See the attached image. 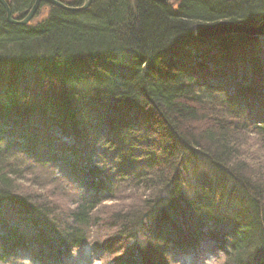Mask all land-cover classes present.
I'll use <instances>...</instances> for the list:
<instances>
[{
	"label": "trees",
	"instance_id": "1",
	"mask_svg": "<svg viewBox=\"0 0 264 264\" xmlns=\"http://www.w3.org/2000/svg\"><path fill=\"white\" fill-rule=\"evenodd\" d=\"M8 3L20 18L35 0ZM50 8L18 25L0 3V264H68L85 247L107 264L206 250L264 264V167L238 143L252 135L264 151V36L195 35L263 22L264 0ZM140 189L134 208L99 215Z\"/></svg>",
	"mask_w": 264,
	"mask_h": 264
},
{
	"label": "rangeland",
	"instance_id": "2",
	"mask_svg": "<svg viewBox=\"0 0 264 264\" xmlns=\"http://www.w3.org/2000/svg\"><path fill=\"white\" fill-rule=\"evenodd\" d=\"M62 2L69 3L71 6L72 3L75 0H60ZM177 0H169L167 2L170 3H176ZM51 4H47L45 3L43 6H39V9L37 10V12L35 13L34 17L30 20V22H28L27 24H38L39 22L43 21L44 19L47 18V16L49 15L50 12V8ZM27 11V10H26ZM25 12V11H24ZM20 15H13L14 18H19ZM23 17V16H22ZM20 19V18H19ZM243 134V138L241 141H239L238 143L242 144V149H245V151H247V153L249 154H254L252 156L257 157L255 159H258V163H259L262 167H264V151H260L259 149V145L257 144V140L255 136L252 135H248L245 133ZM239 146V145H238ZM254 152V153H253ZM250 166H253L255 168H258L256 163H253L251 161L245 162ZM256 164V165H255ZM38 173H46L48 170L46 167H38L36 170ZM263 171V170H262ZM22 186H24L25 188H27L28 191H32V192H37V193H45L46 188H44L43 190H38L37 187H34L33 185H30L27 182H24L22 184ZM49 196L51 195L48 191L46 192ZM149 194V191H145L143 189L131 192L129 194H125L124 196H122L121 199L114 201V202H109L107 204H105L99 211V215L101 217H107L108 214H110L111 212L115 211L116 209L118 210H126L128 207H132L134 208V206L138 203V201L142 198H144L146 195ZM108 213V214H107ZM110 232H105L103 231V229H101L100 231V236L101 237H105L107 235V237H110V234H108ZM95 237H96V232H95ZM71 263L68 264H107L105 260H103V258H101V255L95 256L91 253L90 248L86 247L83 250H78L75 252V255L71 257ZM225 256L222 253H215L213 251L207 252L204 256H202L201 258H199V262L198 264H224L225 263ZM196 258L189 256V257H185L183 258L181 261H175L174 264H195ZM4 264H31L29 261H27L25 259V257L23 256H19L17 258L11 259L8 262L4 263Z\"/></svg>",
	"mask_w": 264,
	"mask_h": 264
},
{
	"label": "water",
	"instance_id": "3",
	"mask_svg": "<svg viewBox=\"0 0 264 264\" xmlns=\"http://www.w3.org/2000/svg\"><path fill=\"white\" fill-rule=\"evenodd\" d=\"M92 0H85L80 7L71 6L69 3H64L60 0H35L34 5L30 10L23 12L20 19L14 18L11 12L8 0H0V3L5 8L7 20L9 23L26 25L34 17L42 2L51 4L67 11H79L87 9ZM167 2L169 0H159ZM231 34H244L247 36H264V21L255 25L249 23H238L231 20H221L213 23H198L195 26V35L198 38H216Z\"/></svg>",
	"mask_w": 264,
	"mask_h": 264
},
{
	"label": "bare ground",
	"instance_id": "4",
	"mask_svg": "<svg viewBox=\"0 0 264 264\" xmlns=\"http://www.w3.org/2000/svg\"><path fill=\"white\" fill-rule=\"evenodd\" d=\"M210 198H212V197L207 196L206 199H205V200L208 201V203L206 202V208H207V209H208V208L211 209V208H212L211 206L213 205V202H212L213 200H210ZM212 199H213V198H212ZM208 204H209L210 206H209ZM214 207H215V206H214ZM212 209H213V210H211V211H213L214 215H218V216H219V215L222 214V210H221L219 207H218V208L215 207V208H212ZM204 213H206V212H204ZM204 213H203V214H204ZM218 216H214V217L216 218V217H218ZM202 222H203V221H202Z\"/></svg>",
	"mask_w": 264,
	"mask_h": 264
}]
</instances>
